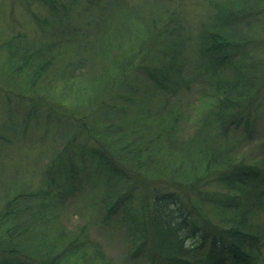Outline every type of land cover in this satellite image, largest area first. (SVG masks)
Returning <instances> with one entry per match:
<instances>
[{
    "label": "trees",
    "instance_id": "16d2710c",
    "mask_svg": "<svg viewBox=\"0 0 264 264\" xmlns=\"http://www.w3.org/2000/svg\"><path fill=\"white\" fill-rule=\"evenodd\" d=\"M22 1L52 18L38 21L41 39L2 40L0 79L65 80L50 99L73 106L62 120L75 131L39 186L2 198L0 264H264V60L248 51L264 36L235 31L264 16V0H210L193 58L181 54L169 0L145 12L124 0H80L74 10L71 0ZM126 17L134 26L112 24ZM79 135L94 142L92 167L73 149ZM89 182L103 209L95 226L118 254L89 223L62 219Z\"/></svg>",
    "mask_w": 264,
    "mask_h": 264
},
{
    "label": "rangeland",
    "instance_id": "374dc122",
    "mask_svg": "<svg viewBox=\"0 0 264 264\" xmlns=\"http://www.w3.org/2000/svg\"><path fill=\"white\" fill-rule=\"evenodd\" d=\"M124 1L130 6H134L137 3V5L142 4V12H145L149 6L157 8L166 3L165 0ZM169 1L170 10L178 16L179 27L184 32L182 40L185 39V42L183 41L181 54L184 57L193 58L195 53L190 50L195 47L193 45H195L196 32L199 30L198 23L212 14V7L209 4L210 0ZM75 2L79 3L80 0H71L69 2L72 10L77 7ZM34 16L39 17L38 20H35ZM51 18L52 15L47 7L39 1L31 3L30 9H27L23 6L22 0H0V44L2 40L17 33L22 34L24 36L23 39L31 41L41 39L42 33L39 30L38 21L44 19V21L49 22ZM80 20L83 19L80 18ZM121 23L134 26L135 22H131L127 17L122 19V21L113 20L112 22V24L116 25ZM262 27H264V16H253L245 21L244 26L241 25L235 31H237V36L245 37L244 35H246L256 39V33L257 35H262V37L264 36ZM262 44L255 45L251 43L248 50L250 51L249 54L264 60V45ZM3 53L4 48L0 47V58ZM89 66H85L84 72L88 75L84 76V78L90 76ZM1 72L0 68V74ZM85 74H80L78 76L79 80L82 79L83 81L84 78L81 77ZM63 81L66 82L65 80ZM64 82L61 80L52 83L50 80L48 82L44 80L31 87V84L25 82L21 77L18 78V82L15 84L0 79V206L2 198L9 192V189L17 188L23 184L29 188L39 186L44 179V166L47 165L57 150H61L60 148L63 146L65 138L75 131V123L62 120V113H69L68 111L73 106L69 107L67 106L68 104H64L62 101L61 104L63 105L60 106L52 103L50 99L52 92L57 93L60 89H67L66 87L68 86ZM75 85H78V83ZM205 86L207 85L202 87ZM83 97L82 94L79 96L80 99ZM186 98L184 97V100ZM49 100L53 107H58L55 110L56 112L51 111L44 104ZM77 100L76 98L74 103ZM93 143L90 138L79 135L76 139V144L73 145V149L78 152L80 149H84L85 165L88 167L96 164V160L89 157L90 155L87 152L94 146ZM90 185L91 182L84 187L83 198L72 197V203L64 212L62 219L69 228L85 222L89 223L90 233L94 237L100 236L99 239L104 250L110 254H116V252L118 254L117 240L111 241L109 238H105L106 234L101 235L98 232L97 225L95 226L97 219L95 217L98 211L102 213L103 209L100 210L99 205L96 204L97 195L92 189V185ZM93 202H95L94 205Z\"/></svg>",
    "mask_w": 264,
    "mask_h": 264
}]
</instances>
